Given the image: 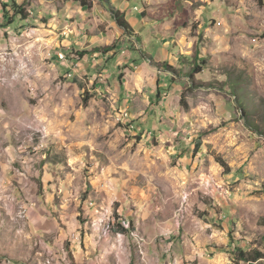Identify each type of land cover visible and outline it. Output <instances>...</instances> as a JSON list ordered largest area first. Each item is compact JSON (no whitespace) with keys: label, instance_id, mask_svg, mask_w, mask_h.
I'll list each match as a JSON object with an SVG mask.
<instances>
[{"label":"rangeland","instance_id":"1","mask_svg":"<svg viewBox=\"0 0 264 264\" xmlns=\"http://www.w3.org/2000/svg\"><path fill=\"white\" fill-rule=\"evenodd\" d=\"M15 1L27 20L0 13V264H76L93 233L130 247L111 264L155 248L164 264H264V0H110L131 37L99 0ZM55 35L74 49L39 46Z\"/></svg>","mask_w":264,"mask_h":264},{"label":"crops","instance_id":"2","mask_svg":"<svg viewBox=\"0 0 264 264\" xmlns=\"http://www.w3.org/2000/svg\"><path fill=\"white\" fill-rule=\"evenodd\" d=\"M0 13H1V10H0ZM59 38H60L59 35L47 37L45 41L48 40L50 42L48 44L39 43V46L44 47L45 45H48L51 48L60 46L63 48V50L74 49V46H73L74 42H72L71 39L60 42ZM2 46H5V44H2ZM96 55L97 53H91L90 56L95 58ZM107 56H110V55L107 54ZM86 57H87V60L86 58H84L82 62L86 63L84 65L87 68L98 66L100 64V61L106 58L105 56V57H102V59L96 58V60L93 59L92 61H89V54ZM72 61L74 62V60ZM98 229L99 227L95 228V230H98ZM117 235L119 236V238L115 237L114 240H112L111 236L109 235H103V234L101 235L98 233H93L89 236H86V238L84 239L85 251L83 248L81 249L80 246L77 247L76 245L74 246V251H71L72 257L75 258L76 264H85V263L86 264H111L109 262V259L111 258L110 256L116 255V257L118 258L117 260L121 261V259H119L121 257V254L124 255L122 258L125 262V260L131 255L130 247H127L126 245L122 246L121 242L123 241V237L121 234H117ZM115 242L117 243V245L114 244ZM144 242L145 244H147L145 240ZM153 246L154 245H152L151 243V246H149V249L150 247L153 248ZM155 249H156L155 254L151 255L150 259L146 262V264H154L155 262L157 264H160V261L163 260L159 256V253L157 251L158 249L157 248ZM90 253H92V255ZM229 262H230L229 259H227L226 264H230ZM163 264H164V260H163Z\"/></svg>","mask_w":264,"mask_h":264},{"label":"trees","instance_id":"3","mask_svg":"<svg viewBox=\"0 0 264 264\" xmlns=\"http://www.w3.org/2000/svg\"><path fill=\"white\" fill-rule=\"evenodd\" d=\"M76 2H79L81 6H89L90 2L89 0H74ZM106 3L107 5H104L105 9L109 14L112 16L114 22L116 25L122 30L123 34L127 36H138L137 33L134 31L133 27L130 25V23L125 18L124 12L120 11L119 9L115 8L110 4V0H99ZM0 10H1V17L4 21V23L8 26L15 23L17 19L24 21L27 20V13L24 8L23 4H18L15 0H9L7 2H2L0 4ZM109 48V47H106ZM105 48V49H106ZM196 57V56H194ZM197 60V59H196ZM201 64L205 65L204 61L197 60L195 65L193 66L192 71H190L187 75V78L190 81V86H194L195 84V78L194 75L201 72ZM165 68H170L167 65H163ZM242 88L236 83L235 85H232V90H236L237 92L241 90ZM243 94V92H241ZM184 103V98L182 99V104ZM243 106V105H242ZM244 111H246L245 107L243 106ZM217 161L222 165L225 166V163L221 161L220 159H217ZM131 228V227H130ZM122 231L126 230L124 227L120 228ZM260 253H256L254 256L251 257L247 252L240 250L238 252V256L240 259H243L245 261H256L260 259Z\"/></svg>","mask_w":264,"mask_h":264},{"label":"built area","instance_id":"4","mask_svg":"<svg viewBox=\"0 0 264 264\" xmlns=\"http://www.w3.org/2000/svg\"><path fill=\"white\" fill-rule=\"evenodd\" d=\"M59 56H62L61 54H59Z\"/></svg>","mask_w":264,"mask_h":264},{"label":"bare ground","instance_id":"5","mask_svg":"<svg viewBox=\"0 0 264 264\" xmlns=\"http://www.w3.org/2000/svg\"><path fill=\"white\" fill-rule=\"evenodd\" d=\"M62 58H64V56H62Z\"/></svg>","mask_w":264,"mask_h":264}]
</instances>
